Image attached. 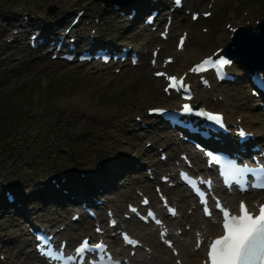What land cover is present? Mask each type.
Here are the masks:
<instances>
[{
	"label": "rangeland",
	"instance_id": "obj_1",
	"mask_svg": "<svg viewBox=\"0 0 264 264\" xmlns=\"http://www.w3.org/2000/svg\"><path fill=\"white\" fill-rule=\"evenodd\" d=\"M155 1L158 0H143V14L129 19L130 10L136 9L137 3L134 0H126L120 5V10H115L113 3L95 0H0V15L17 13L25 18L26 15L41 12L45 16H56L55 21L61 19L60 30L72 22L76 12L84 10L82 24L76 27L77 35L88 32L97 36L95 38L100 40L101 44L96 47H103L104 43L109 41L119 44L134 43L136 48L141 49L143 57L137 67L128 63L114 68L71 64L53 60V52L44 55L41 51L30 50L29 40L36 33L35 28H28V32L22 34L17 28H11L3 34L0 43V171L1 168L2 171L16 170V174L20 176L23 171L28 170L33 180L41 182L44 178L43 172L48 170L49 181L58 187L55 183L56 175L69 167L68 160L72 164V157H82L81 161L87 162L85 166L94 164L100 167L110 160L111 156L114 158L107 149L112 150L115 147V151L131 156L137 163H143L137 170L129 172V179L140 182L133 187H128L127 184V188H121L117 193L111 194L118 209L113 204L105 203V194H93V198L104 201L99 209V216H103L106 223L108 208L119 211L123 216L129 201H139L138 192L157 200L154 186L158 183L160 175L166 173L163 168L168 170L175 161H180L179 154L185 150L180 144H175L172 150L166 149L160 138L170 135L176 138V143H181L177 142V134L168 130L158 118L147 116V108H171L174 103L173 98H168L162 91L164 81L152 75L155 69L149 62L151 50L160 46V61H163L166 55L173 53L177 36L186 30L189 37L187 48L181 56L183 60L176 61L168 68L172 73H179L203 55L211 54L216 47H224L226 42L230 41L231 30L228 25L232 28L255 25L260 21L264 17V0H206L202 3L186 0V6L176 14L170 33L172 38L166 41L161 40L157 33L149 28L143 27L142 19L149 15L152 9L161 8L160 4H154L156 7H152ZM159 1L171 4L172 0ZM186 8L198 11L212 10L213 14L211 18H201L198 22H193L191 14L185 13ZM10 17L14 20L17 16L11 14ZM161 18L162 16H159L158 20ZM1 19L2 17L0 23ZM16 35L18 40L13 42ZM6 47L11 48V51H6ZM10 53L12 58L8 60L6 57ZM244 66L246 65L236 61L235 66L231 68V71L240 77L235 84H220L207 89L196 87L201 98L196 101H201L212 109L228 110L229 113H249L251 120L255 121V125L252 123L253 127L264 131V111L259 108L257 100L251 94V85ZM226 115L231 118V122L242 120L241 114ZM259 141L264 143V138ZM147 151L149 155L145 158ZM161 153L167 155V161L170 162L171 156L173 159L170 164L161 166L162 170H157L152 166L155 162L153 159L161 162ZM66 154L70 155V158ZM140 157H143V161H139ZM14 162L16 166H10ZM147 168L151 169V175L157 174L156 180L149 179ZM120 179L118 178L116 183H119ZM122 183L123 181L119 184ZM175 190L183 193L186 199V202L177 203L179 211L180 207L184 206L180 212L181 220L175 221L179 222L181 227L175 232H191V224L187 218L196 214L201 216V213L199 210L194 211L195 203L185 191L179 188ZM64 191L66 190L62 189V192ZM7 194L13 195L16 203V195L14 196L11 190L4 189L0 194L3 204H9ZM130 194L134 199L127 198L122 201L124 195ZM82 202L80 201L79 208ZM174 202H177L176 198ZM92 203H95L93 199ZM29 206L35 211L41 204L33 202ZM88 206L91 204L88 203ZM14 210L16 208L4 213L0 208V264H11V260L14 264L22 262H15L20 254L16 253L12 246L1 248L15 237H10L7 232L17 222L15 219H18L17 211ZM54 211V207H50L47 213L36 210L32 216L37 219L44 214V217L48 218L45 224L50 225L57 221L59 228L71 223V217L76 212ZM128 224L143 233L150 230L149 227L139 226L135 221ZM27 225L26 229L29 231ZM115 232L116 230L113 231ZM154 234L156 235V231ZM157 243L159 252L167 257L159 242ZM32 244L25 246L28 253L32 252ZM127 252L128 250L125 251L126 254ZM29 257V264H39L33 253ZM171 262L177 263L174 259H171Z\"/></svg>",
	"mask_w": 264,
	"mask_h": 264
},
{
	"label": "bare ground",
	"instance_id": "obj_2",
	"mask_svg": "<svg viewBox=\"0 0 264 264\" xmlns=\"http://www.w3.org/2000/svg\"><path fill=\"white\" fill-rule=\"evenodd\" d=\"M135 3H137L138 12H142L143 10V0H134ZM133 2V3H134ZM154 4L158 5L160 4L159 1H155ZM143 5V6H142ZM150 5V3H149ZM161 5V4H160ZM164 10V6L161 7ZM163 13V11L161 12ZM13 14L16 19L13 20V17H10V15ZM7 13L0 15L2 17L1 23H0V43H1V37L3 34H5L7 31H9L11 28H17V30H20V33L28 32V28H32L37 30L42 37L43 41L46 42L47 40L54 38L56 35L53 31L54 29L56 31H61V19H58V21H55L57 19L56 16H45L41 12H36L31 15H26V17L22 18L21 14L17 13ZM67 15V14H66ZM65 17V16H62ZM7 22V23H6ZM233 26V25H232ZM235 27V26H233ZM87 36L90 37V39L95 43H99L100 40H96V36H92L87 32ZM231 35V34H230ZM236 36V32L233 36V39ZM18 35H16L13 38V42L17 41ZM172 37H170L168 40H170ZM229 39H232V36L229 37ZM42 47V46H41ZM187 48V43L185 45L184 50ZM218 48V47H217ZM183 50V51H184ZM217 50V49H216ZM6 51L10 52L11 48L6 47ZM183 51H177L176 49L173 51L170 56H175L176 61L181 60V56L184 54ZM215 51V50H214ZM169 55V54H168ZM209 55V54H207ZM207 55H203L207 56ZM12 53L9 54V56L6 57V59H11ZM183 60V59H182ZM181 60V61H182ZM197 62V60H195ZM195 61H193L195 63ZM174 64V62H173ZM186 66V65H185ZM235 66V63H233L232 68ZM170 67V65L168 66ZM183 71V70H182ZM185 71V70H184ZM196 93V92H195ZM173 96V95H172ZM196 99H201L200 95L196 93ZM263 100V99H262ZM81 101V100H80ZM226 114L235 115V114H241L242 120L239 121L243 123V125L247 128L249 132H252L255 135V140H249L245 142L242 146L248 147L250 145H253L255 142L257 143L259 140L264 138V131L261 129H255L253 127V120L250 118L249 113H245L244 111H241V113H237L236 111H232L229 113L228 110L225 111ZM228 121L231 120L230 117H227ZM253 123V124H252ZM255 125V124H254ZM180 132L186 134L185 131L180 130ZM165 133V132H163ZM234 139L237 140V136H234ZM181 140V139H180ZM160 141L163 143L164 147L166 149L172 150V148L175 146L176 138L166 135L162 138H160ZM180 145L184 147V150H190V143L184 142L181 140ZM187 148V149H186ZM108 152H110L114 158L111 156L104 164H101L100 167H97L96 165H90L85 166L87 162L81 161L82 157H72L71 161L72 164L69 162V167L67 169H64L60 171L56 175L55 183L58 184V187L54 185L53 182L49 181L48 178H50L49 171L43 172V179L41 182H36L33 180V178L30 177V172L28 170L23 171L20 176L16 174V170H3L1 168L0 171V194L1 190L7 189L11 190L14 196L16 195L17 201L16 203H12L13 205H4L1 200L0 195V208L3 209L4 213H9V209H14L16 213L17 220L16 223H14L11 226V229H9L7 232L10 237L15 236L7 245H2L1 248H5L7 246H12L14 251L20 255H18V259L15 260L17 263L18 261H22L21 264H29V260L31 255L34 252L28 253V250L25 248V246H28L35 243L34 238L29 233V231L26 229V225H38V226H46L44 223L48 218L44 217V214H41V218L36 219L32 215L35 214L36 210L44 211L47 213L48 209L50 207H54L55 211L54 213H58L61 210H64L66 213L68 210L73 211L77 210L79 208L80 201L86 200L90 204L92 203V196L93 194H105L104 197H106L105 203L106 204H113L115 208H119L116 205V200L111 197L112 193H117L119 189L121 188H127L133 187L134 185L139 184V180L135 181L134 179H129V172L133 170H137L143 163L139 161H143V157H140L141 160H139L137 163V160L132 158L131 156L124 155L125 153H119L115 151V147H113L112 150L107 149ZM114 151V152H113ZM96 154V151H95ZM149 151H147V154L145 155V158L148 157ZM193 159L199 162L203 156L199 151L194 150V152L191 154ZM68 158H70V155L66 154ZM95 156V155H94ZM143 156V155H142ZM91 159V155H90ZM173 159L171 156L170 162ZM169 160V159H168ZM155 161L153 163V167L155 169L162 170L161 166L164 164L168 165L170 164L169 161ZM177 162H174V165H176ZM13 164H10V166H13ZM21 169V168H20ZM163 170H166L163 168ZM201 171V170H199ZM169 172V171H168ZM171 172H169L170 174ZM118 178H121L119 183L123 181L122 184L116 183V180ZM129 180V181H128ZM90 186L92 187V192L90 191ZM27 187V190H26ZM62 189H65L66 191L62 192ZM166 193L169 195L170 199L172 201L175 200L176 196H173L172 194L178 195L180 198V201L186 202L185 197L183 194L175 190L171 187H165ZM102 192V193H101ZM261 194V193H260ZM264 195V192L261 194ZM234 196L226 195V200L230 203L231 199ZM127 198L134 199L133 195H124L122 201L126 200ZM33 202H39L41 204V207L33 211L30 209L29 204ZM181 202H175V203H181ZM192 203V202H191ZM190 207L192 204H189ZM15 206V207H14ZM184 206V205H183ZM183 206L180 207V211H183ZM102 208V205H99V209ZM162 209L160 208L159 211ZM112 211H114L117 216L120 218V223L125 225V228L128 229L135 237L139 238L143 241L144 246L150 247L151 251H145L143 249L138 252L137 256H130L129 252L128 255H124L126 248H122V250L117 251L115 248L117 244H120V239H118L115 236H110L111 232L115 231V229H109L110 233H104V234H95L94 233V226L91 227L92 222L91 221H82V222H71L66 223V228L55 230L54 235L58 238H67L69 245H73L76 241H78L81 237L87 236L90 234H93V236L97 239L99 238H106L108 242L110 243L111 247L114 248L116 255L122 258H129L130 262L129 264H174L171 262V259L176 260L177 258L181 259L182 264H201L202 255L204 252V249L196 250V232H200L202 236L204 237H214L219 234H221V230L219 228V225L215 223L213 220H207L202 219L199 214L193 215L188 217V223L191 224L192 232H186L184 236L189 238L187 239H181L180 236H173V240L175 241L176 247L179 249L180 253L177 256H174L172 254V251L166 248L163 245V250L167 254V257L162 256V254L157 249L159 240L158 237L154 234V231L151 229L145 233L138 230L136 227H132V224H128L132 221L125 220L121 217V215L118 213L119 211H116L112 208ZM84 218V217H83ZM104 217L100 216L98 220L99 226H104L103 222ZM53 224H56L53 223ZM27 225L28 228L31 226ZM105 225H108V221ZM76 226V227H75ZM181 224L177 223L175 230L177 228H180ZM10 232V233H9ZM15 233V234H13ZM63 240V239H62ZM160 243V242H159ZM8 252V251H7ZM23 258V259H22ZM22 259V260H21ZM33 259V258H32ZM11 264H14V261L11 260Z\"/></svg>",
	"mask_w": 264,
	"mask_h": 264
},
{
	"label": "snow or ice",
	"instance_id": "obj_3",
	"mask_svg": "<svg viewBox=\"0 0 264 264\" xmlns=\"http://www.w3.org/2000/svg\"><path fill=\"white\" fill-rule=\"evenodd\" d=\"M183 45L184 40L182 38L180 47H183ZM213 63L215 67L222 70L231 61L223 58H219L215 62L211 59L205 60L203 64L198 65L192 71H201L205 65ZM157 75L161 76L166 74L157 73ZM168 80L170 81L169 87L172 89L180 91L185 87L182 79L170 76ZM165 91H168V89H165ZM183 111L185 113H191L193 109L185 104ZM199 115L206 117L218 125L223 123V117L219 114L200 112ZM252 171L264 172V169L254 170L246 167L241 168L230 161L225 164V175L227 178L229 180H235L238 183H242L246 173ZM149 215L152 214L149 213ZM222 216L221 226L223 235L210 242L205 264H264V206H260L258 214H254L246 205L241 203L239 215L231 214L229 211L224 210ZM157 223L160 222L157 221ZM97 231L99 232L101 230L97 229ZM104 247L105 245L102 243L90 245L89 241L85 239L77 248V252L83 254L89 248L102 249ZM49 255H52V253H49Z\"/></svg>",
	"mask_w": 264,
	"mask_h": 264
},
{
	"label": "water",
	"instance_id": "obj_4",
	"mask_svg": "<svg viewBox=\"0 0 264 264\" xmlns=\"http://www.w3.org/2000/svg\"><path fill=\"white\" fill-rule=\"evenodd\" d=\"M97 1L120 4L124 2V0ZM261 23L258 25L257 31H254L251 27L247 29L240 28L238 33H236L234 41L226 46L224 53L243 61H250L251 64L258 69L262 68L264 66V19Z\"/></svg>",
	"mask_w": 264,
	"mask_h": 264
}]
</instances>
